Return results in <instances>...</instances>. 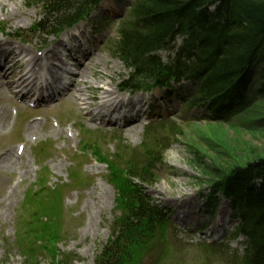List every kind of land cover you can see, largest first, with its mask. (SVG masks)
I'll return each mask as SVG.
<instances>
[{
    "label": "rangeland",
    "instance_id": "1",
    "mask_svg": "<svg viewBox=\"0 0 264 264\" xmlns=\"http://www.w3.org/2000/svg\"><path fill=\"white\" fill-rule=\"evenodd\" d=\"M126 6L125 0H104L86 20L58 35H46L29 32L42 18L39 7H29L28 0H0V43L28 49L39 57L56 41H62L60 60L65 64L89 58L83 64L85 69H79L82 74L75 78L74 84L70 78L59 82L63 91L54 95L57 101L49 107L40 101L35 108L27 109L10 92L0 93V264H26L22 246L39 244L35 240L42 236L41 225L60 234L58 252L72 255V264H92L117 215L116 190L109 182L106 165L95 162L94 157L98 156L94 152H100L103 159L119 155L122 161L127 155L153 147L163 162L148 195L168 213L170 228L139 264H230V254L241 253L244 247V238L231 236L237 221L229 202L220 199L214 210L204 206L205 195H213L212 184H208L213 178L203 169L213 167L209 171L216 176L214 168L223 169L230 161L224 155L215 157L216 147H209L207 139L222 132L219 143L236 141L240 149L245 142L256 155L264 152V124H254V130L249 132L242 127L241 118L236 117L221 126H210L206 114L186 109L179 101L180 97L188 99L192 95L190 85H185L170 100L159 90L121 92L119 86L128 71L112 56L109 43L116 37L118 24L127 17ZM72 36L76 40L72 41ZM81 48L84 51L80 52ZM161 57L165 59L163 54ZM28 59L24 55L18 58L19 63L25 64ZM68 68L75 72L74 67ZM86 68L90 69V75L83 73ZM31 75L37 78V88L51 84L45 68L34 66ZM86 85L101 86L123 99L137 97L142 102L135 101L134 108L139 105L146 115L132 127H124L119 121L113 123L125 111L114 114L112 122L106 123L96 117L100 100L91 104L94 92L86 90ZM257 85L256 75L251 88L254 90ZM84 103L91 105L87 108ZM263 103L264 100L260 108L264 113ZM90 110L94 113L91 119ZM33 124L39 130L27 131ZM226 147L219 145L217 150L230 158L236 154ZM195 149L205 156L201 163L195 159ZM8 152L14 155L9 156L15 162L14 169L2 161ZM182 193L187 197L184 208ZM219 219L221 226L217 224ZM44 253H39L32 263L49 264Z\"/></svg>",
    "mask_w": 264,
    "mask_h": 264
},
{
    "label": "trees",
    "instance_id": "2",
    "mask_svg": "<svg viewBox=\"0 0 264 264\" xmlns=\"http://www.w3.org/2000/svg\"><path fill=\"white\" fill-rule=\"evenodd\" d=\"M29 1L28 6H39L42 15L29 32L58 35L89 18L103 0ZM129 1L127 18L118 25L109 46L112 56L128 71L120 85L122 91L158 89L170 99L189 84L192 95L179 101L187 100L186 109L206 114L210 126H221L236 117L249 132L254 124H264L260 108L264 100V0ZM256 75L258 85L253 90ZM219 133L207 143L216 147L215 157L224 155L230 161L227 166L217 163L223 169L214 168L216 176L209 171L213 167L203 169L213 178L208 182L213 195L208 194L205 203L212 207L218 203L217 197L229 201L239 220L236 234L245 238L238 264H264V152L254 155L245 142L240 149L236 141L219 143ZM219 145H227L236 154L230 158L220 153ZM154 148L127 155L122 161L119 155L103 159L100 152L93 151L107 165L119 212L93 264H139L165 237L167 216L147 194L163 162ZM193 154L197 162L205 157L198 149ZM41 227L42 236L35 240L39 244L22 246L25 263L33 264L45 252L49 264H72L70 255L57 250L60 234Z\"/></svg>",
    "mask_w": 264,
    "mask_h": 264
},
{
    "label": "bare ground",
    "instance_id": "3",
    "mask_svg": "<svg viewBox=\"0 0 264 264\" xmlns=\"http://www.w3.org/2000/svg\"><path fill=\"white\" fill-rule=\"evenodd\" d=\"M72 41L76 40V36L71 37ZM63 50V42L62 41H56L51 47H49L47 50H45L41 56H37L36 54L31 53L28 49H23L22 47H16L13 46L10 43L3 42L0 43V93L1 92H10L12 96L18 97L20 99L28 98L29 96H35L37 95L38 98H40L44 93H46L48 96H53L58 94L60 91H63V88L61 85H58L60 81L64 78H70L71 84L75 83V78L80 76L82 73H78L79 69L82 67L84 68V63L88 60L84 59L83 61H72L69 63V65L65 64L64 61L60 60L61 52ZM24 55L29 56L30 59L25 63H19V56ZM89 55V54H88ZM84 56H87L84 54ZM44 61V63H43ZM56 62L57 64L53 67V62ZM74 62V63H73ZM29 66H32V69H34V66L38 69L45 68L46 73L51 79V84H49L46 87H40L37 89L35 80L37 79L36 76L32 78L31 70H28ZM74 67L75 72L70 71L68 68ZM67 67V69H66ZM16 69H19V71H16ZM87 69V68H86ZM84 71V70H83ZM86 76L90 75V69H87L86 72H83ZM99 75H101V72H98ZM79 78V77H78ZM54 83V86H53ZM94 87V88H91ZM86 90L92 89L94 93H92L90 99L91 104L96 103L95 101L100 100V103L96 106L95 109V115L96 117H101L102 119L106 120V123H111L112 116L114 114L120 112L123 113V115L119 116L118 118L114 119L113 123H116L117 121L121 122L124 127H132L136 126L139 123V119L141 116L144 115V112L141 111V108L138 105V108H134V102L136 101L137 104H140L142 102L141 99L134 97V98H127L123 99L118 97L115 93L109 92L102 88L101 86H90L86 85ZM100 96L101 98H98ZM91 104L84 103V106L86 105L87 108ZM93 105V104H92ZM92 114H94L91 110L88 114V117H92ZM2 115L4 118L6 117L7 113L4 111L2 112ZM91 119V118H90ZM100 120V119H99ZM103 121V120H102ZM38 126L36 124L30 125L27 128V131L36 132L38 131ZM6 157H2V161L6 164V166L10 167L11 169H14V160L9 157L11 152L6 153ZM14 155H12L13 158ZM183 195L180 197L182 207L184 208V204L187 201V197L184 196L185 193H182ZM174 200V199H172ZM190 208V207H189ZM188 209V208H187ZM187 216H190V213H187ZM180 217V216H179ZM178 217V218H179ZM194 223H197L196 219H192ZM221 219L217 221V224L221 226Z\"/></svg>",
    "mask_w": 264,
    "mask_h": 264
}]
</instances>
